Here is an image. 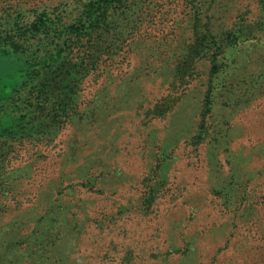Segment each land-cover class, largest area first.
<instances>
[{
    "label": "rangeland",
    "instance_id": "1",
    "mask_svg": "<svg viewBox=\"0 0 264 264\" xmlns=\"http://www.w3.org/2000/svg\"><path fill=\"white\" fill-rule=\"evenodd\" d=\"M84 1L0 0V31ZM261 17V0H137L72 93L0 52V264H264Z\"/></svg>",
    "mask_w": 264,
    "mask_h": 264
},
{
    "label": "trees",
    "instance_id": "2",
    "mask_svg": "<svg viewBox=\"0 0 264 264\" xmlns=\"http://www.w3.org/2000/svg\"><path fill=\"white\" fill-rule=\"evenodd\" d=\"M137 0H85L78 16L72 21H61L57 16L48 15L43 11L36 15L25 26H19L12 33L8 32L2 36L0 31V52L9 55V58H17L20 65L18 70L40 72L41 70L49 73H58L49 77L45 83L35 84L33 89L44 90V92H55L59 89L71 88L75 84L76 75H89L98 69V63L107 53L112 51V41L110 36L111 28L116 26V16L127 14L132 9V4ZM146 9V8H145ZM261 19L258 21L264 27V0H261ZM18 22L16 23V26ZM43 32L53 34L57 39L51 50L43 55L35 51L29 54L25 43L37 37ZM233 33H228L227 37ZM211 35L209 31L202 33L195 41L196 48L210 54L214 61L218 53H210L206 49L204 40ZM112 37V36H111ZM27 53V55H25ZM220 68V67H219ZM218 64H212L211 72L219 71ZM66 84V85H65ZM73 90L71 88L70 93ZM208 104L210 101L205 100ZM12 106V107H11ZM205 106V105H204ZM12 109L14 104L9 105ZM18 116L15 119L20 121L24 118ZM38 118L39 112L35 113ZM35 131H39V126H35ZM151 193V192H150ZM156 197L155 195H150ZM150 201V200H149Z\"/></svg>",
    "mask_w": 264,
    "mask_h": 264
}]
</instances>
